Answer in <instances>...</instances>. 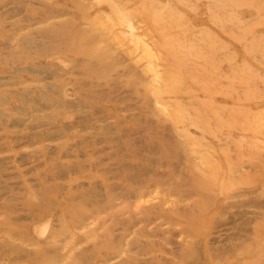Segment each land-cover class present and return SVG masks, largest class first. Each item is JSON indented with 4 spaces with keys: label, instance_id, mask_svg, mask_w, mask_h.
Segmentation results:
<instances>
[{
    "label": "rangeland",
    "instance_id": "1",
    "mask_svg": "<svg viewBox=\"0 0 264 264\" xmlns=\"http://www.w3.org/2000/svg\"><path fill=\"white\" fill-rule=\"evenodd\" d=\"M0 264H264V0H0Z\"/></svg>",
    "mask_w": 264,
    "mask_h": 264
}]
</instances>
